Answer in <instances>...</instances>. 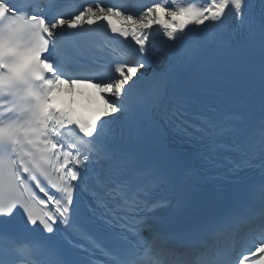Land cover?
Returning a JSON list of instances; mask_svg holds the SVG:
<instances>
[{
    "label": "snow or ice",
    "instance_id": "snow-or-ice-1",
    "mask_svg": "<svg viewBox=\"0 0 264 264\" xmlns=\"http://www.w3.org/2000/svg\"><path fill=\"white\" fill-rule=\"evenodd\" d=\"M260 3L257 13L252 0H161L137 16L104 0H85L74 13L57 10V0H0V264H264V175L252 194L258 202L213 212L158 248L160 234L148 214L163 207L150 197L159 178L136 168L109 140L117 121L130 133L138 121L166 122L185 134L200 133L212 150L238 159L258 152L264 168ZM229 17L230 28L243 29L259 44L262 117L251 131L235 126L239 116L221 123L170 98L176 69L201 54V38L190 34ZM105 22L111 33L135 44L98 75L71 52L77 34ZM153 25L167 37L170 61L142 81L138 70L149 66L143 61ZM78 84H91L104 102L92 119L52 106L58 86ZM78 194L87 196L90 223L78 219ZM12 222L19 235L5 228ZM57 232L67 234L65 247L53 243Z\"/></svg>",
    "mask_w": 264,
    "mask_h": 264
}]
</instances>
